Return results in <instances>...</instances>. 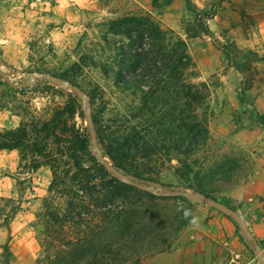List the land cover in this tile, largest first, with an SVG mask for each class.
Returning a JSON list of instances; mask_svg holds the SVG:
<instances>
[{
	"label": "rangeland",
	"instance_id": "rangeland-1",
	"mask_svg": "<svg viewBox=\"0 0 264 264\" xmlns=\"http://www.w3.org/2000/svg\"><path fill=\"white\" fill-rule=\"evenodd\" d=\"M182 2L184 5L178 7L173 0V8L167 9L169 5L155 7L154 0H147L144 8L130 0H0V131L16 129L24 118L51 120L66 106L71 93L78 96L82 115L77 113L69 120L66 130L88 131L90 135L83 109L86 98L71 88L36 77L49 74L70 81L85 94L105 156L98 130L110 150L114 141L141 123L135 118L141 108L140 92L119 89L110 78V72L119 70L121 50L128 45L127 38L113 34L111 28L148 14L161 29L173 30L176 38L186 41L191 57L192 43L203 46L202 59L208 69L211 57L219 60L218 69H235L224 51L229 49L245 73L239 72L242 77L236 92L226 93L220 91L217 74L200 79L201 71L192 57L196 69L186 77L201 89L203 100L195 108L206 129L204 142L191 154H180L173 151L169 137L153 132L145 138L151 145L146 154L118 157L125 167L120 171L160 193H195L188 188L193 186L209 193L216 203L230 205L225 194L231 188L224 182L238 174L248 160L241 147L264 143V127L254 117L257 95L252 93L264 87V0H192L209 34L203 33L196 15L187 10L185 0ZM242 92L245 102L240 100ZM247 131H252V144L239 137ZM90 147L94 156L91 137ZM105 158L113 164L110 157ZM51 182L48 166L34 170L31 160H22L17 150L0 151V264H35L40 258ZM188 199L196 208L194 220L203 208L220 210L199 198ZM55 204L63 206L59 199ZM241 220L249 229L246 220ZM238 230L252 245L247 234L240 227ZM159 254L142 253L139 264ZM260 256L257 264H263Z\"/></svg>",
	"mask_w": 264,
	"mask_h": 264
},
{
	"label": "trees",
	"instance_id": "trees-1",
	"mask_svg": "<svg viewBox=\"0 0 264 264\" xmlns=\"http://www.w3.org/2000/svg\"><path fill=\"white\" fill-rule=\"evenodd\" d=\"M172 1L154 0V5L163 8ZM185 3L203 33L209 34L207 25L201 23V12L193 8L191 0ZM111 32L125 36L128 45L121 50L119 70L110 72V78L119 89L140 92L141 108L135 118L141 123L114 141L110 150L98 130L105 156L124 170L118 157L146 154L151 145L145 138L156 131L169 137L173 151L191 154L204 142L206 129L195 108L203 100L201 89L186 77L196 69L188 44L176 38L173 30L161 29L148 14L114 26ZM224 51L232 67L245 73L237 57L233 60L231 51ZM246 99L242 92L240 100ZM81 109L78 96L69 93L68 103L51 120L24 118L16 129L0 131V151L17 150L22 160H31L34 170L48 166L52 172L45 230L40 238L42 254L35 264H139L142 253L166 252L194 220V204L166 192H145L110 174L92 155L88 131L66 130L69 120L77 113L82 115ZM254 117L264 127V113L255 110ZM188 188L203 199L217 201L200 188ZM58 199L63 206L55 204ZM229 219L239 229L231 216Z\"/></svg>",
	"mask_w": 264,
	"mask_h": 264
},
{
	"label": "crops",
	"instance_id": "crops-1",
	"mask_svg": "<svg viewBox=\"0 0 264 264\" xmlns=\"http://www.w3.org/2000/svg\"><path fill=\"white\" fill-rule=\"evenodd\" d=\"M78 1L82 3L84 0ZM175 1L178 7L184 5L182 0ZM196 2L201 3V0H195ZM130 3L144 8L147 0H130ZM173 5L171 3L167 9H172ZM208 50L212 51L211 48ZM190 51L201 71L200 79L206 80L217 74L221 84L220 91L236 92L242 77L238 71L233 68L218 69L219 60L212 57L208 69L202 59L204 48L198 43H192ZM254 91L256 92L252 93L257 95V111L264 113V87ZM225 103L230 105L228 100H225ZM254 127L259 126L254 124ZM251 133L252 131L242 132L239 137L247 139L248 142L245 143L252 144L253 139L249 136ZM262 145L241 147L240 150L248 153V160L244 167L238 169V174L226 180L224 184L231 188L225 196L232 210L241 219L246 220L248 230L264 251V143ZM256 261L254 246L244 239L229 216L222 210L203 208L197 219L179 234L170 250L148 260L146 264H257Z\"/></svg>",
	"mask_w": 264,
	"mask_h": 264
},
{
	"label": "water",
	"instance_id": "water-1",
	"mask_svg": "<svg viewBox=\"0 0 264 264\" xmlns=\"http://www.w3.org/2000/svg\"><path fill=\"white\" fill-rule=\"evenodd\" d=\"M36 77H41L47 80L52 81L55 84L64 86L66 88H71L72 90H74L78 95L86 98V102L84 104V114H85V118L88 121V125H89V129H90V137H91V142L93 145V154L96 158V160L110 173L112 174L115 178H117L118 180H120L121 182L128 184L130 186H134L140 190H143L145 192H149V193H153V194H160V192H158V190L150 185H146L144 183L141 182H137L135 180L129 179L122 171H120L118 168H116L113 164H111L110 162H108L105 158V156L102 153V150L100 148V146L98 145L97 142V138H96V132H95V128L93 125V120H92V114H91V110L89 107V103L87 101V97L85 96V94L80 90L79 87L73 85L70 81H66V80H61L57 77H54L52 75L49 74H39ZM165 195H172V196H180V197H186V198H199L201 200H204L207 203H210L211 205H213L216 208H219L220 210L224 211L228 216H231L235 222L238 223L239 227L247 234V236L251 239L252 241V245L255 248V252L257 254V256H260V259L262 261V263L264 264V252H262V249L260 247V245L258 244V242L256 241V239L254 238V236L251 234V232L244 226V224H242V220L241 218L238 216V214L232 210L227 208L226 206L216 203L210 199H203L201 197L200 194L198 193H194V192H188V191H175V192H166Z\"/></svg>",
	"mask_w": 264,
	"mask_h": 264
},
{
	"label": "clouds",
	"instance_id": "clouds-1",
	"mask_svg": "<svg viewBox=\"0 0 264 264\" xmlns=\"http://www.w3.org/2000/svg\"><path fill=\"white\" fill-rule=\"evenodd\" d=\"M185 215L187 216V215H188V213H187V212H185Z\"/></svg>",
	"mask_w": 264,
	"mask_h": 264
},
{
	"label": "built area",
	"instance_id": "built-area-1",
	"mask_svg": "<svg viewBox=\"0 0 264 264\" xmlns=\"http://www.w3.org/2000/svg\"><path fill=\"white\" fill-rule=\"evenodd\" d=\"M68 1H74V0H68Z\"/></svg>",
	"mask_w": 264,
	"mask_h": 264
}]
</instances>
